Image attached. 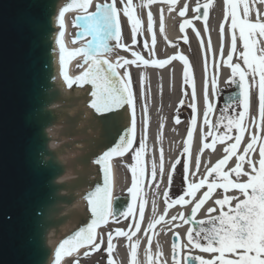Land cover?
Wrapping results in <instances>:
<instances>
[{
	"label": "snow or ice",
	"instance_id": "snow-or-ice-1",
	"mask_svg": "<svg viewBox=\"0 0 264 264\" xmlns=\"http://www.w3.org/2000/svg\"><path fill=\"white\" fill-rule=\"evenodd\" d=\"M264 4V0H258ZM154 3L168 5V11L174 10L176 0H143V7L149 8ZM214 0H206L201 4L198 0L193 12L192 19H203L209 15L208 10L212 7ZM92 4V0H65L56 16L60 28L64 27V16L74 5L84 11V15L79 16L78 27H81V36H88L85 46L75 49L69 55L82 54L85 63L88 65L78 76L70 77L65 70V48L59 36L56 43L60 46V72L64 82L68 87L73 84H91L90 102L91 108L97 112H113L126 106L131 114L130 126L126 128L125 135L120 137L115 147L105 151L95 161L103 164V170L107 176L108 160L113 155H123L125 152L133 151L132 159L135 162L131 167L132 180L128 189L137 199V205L129 204L126 212L121 213L125 218L131 217L134 224L128 225V230L117 228L114 233L109 231L106 237V247L104 236L96 232L98 225L107 223L113 217L110 210V201L105 189V197L101 201L93 199L94 194L85 197L93 219L86 227H81L71 237L60 242L55 249L53 264H61V258L70 255L81 247H86L89 251L103 250L108 254L107 264H114L112 252L114 249L113 237H125L128 241L126 245L130 251L129 264H138L136 260L139 240L133 237L141 230V221L144 219L145 200L143 196L142 177L145 176V168L142 165V156L146 150V139L148 131L147 106H144V134L139 140L138 146H134L136 141V94L133 88L129 66H152L163 68L172 60L183 62V81L185 85H192L191 100L188 105L191 109V119L187 125V138L183 141L182 159L178 158L172 164V170L168 173L169 184L172 183L176 165L182 163V190L175 199H168L169 192L166 189L164 214L151 219L144 232L147 236V247L145 248L146 264H167L161 259L163 252L157 244L155 258L151 253L153 230L160 223L171 224L172 227H179L176 221L184 223L198 224L199 228L189 227L186 234V243L173 242L172 264H187L189 257L182 255L186 248H194L202 253L210 254V258L203 256L194 257L199 264H264V48H258L257 37L264 38V13L256 11L255 19L250 17L253 7H250L249 0H222L223 21L219 25V55L220 59L213 58V75L210 80L211 95L214 98L218 92V76L221 66L231 69V77L226 83H236L238 77L239 96L235 101L225 105L221 109V115L213 123L210 113L214 110V104L209 98V80L206 78L203 89V123L200 125L201 151L203 149H213L219 142L226 144L223 147V156L211 167L206 169L202 178L195 182L188 179L190 173V145L194 138V129L198 120L197 96L195 92L194 76L190 72V62L188 58L180 53L168 56L166 59L155 58L154 45L156 43L154 32V20L151 11L147 13V33L151 36V43L145 41L143 49L148 50L149 58H145L141 51L133 50L132 47L122 42L123 24L121 17L126 18L132 35V45L137 44V37L145 31L144 22L135 14L133 0H105L103 3L97 2L95 10L88 12L87 9ZM242 7V14L240 9ZM204 12L201 14L200 9ZM188 11L187 3L179 9V16L186 17ZM192 20L184 18L179 24L181 33L186 26L191 25ZM227 26L229 47L227 56L224 55L225 48V27ZM164 30L163 9L160 13V32ZM195 31V29H193ZM207 31V27H205ZM60 36L63 35L61 31ZM199 38L200 33L196 31ZM185 42L187 38L185 37ZM109 41H115L112 45ZM239 41V48H238ZM123 49L130 52L132 59L117 56L115 62L107 59L112 54L113 48ZM199 47L205 48L201 40ZM242 49V50H241ZM207 51H212L211 41H208ZM234 54L242 60L233 62ZM122 70V71H121ZM204 70L207 73V57L205 56ZM141 87H143V74L140 76ZM254 90V93H253ZM253 94L256 101L255 115L252 114ZM183 105V99L180 100ZM237 108H233L232 104ZM175 122L179 123V117H175ZM207 126L208 132H204ZM163 125L161 124V128ZM255 130L252 131L251 129ZM233 131L235 135H232ZM247 134L246 143L245 135ZM211 137L210 142H205ZM242 148V150H241ZM258 151V160L253 159V154ZM235 158V164L225 170V166L230 160ZM247 165V169H245ZM200 168L199 155L196 157V170ZM160 173L163 175V157L161 154ZM156 165L153 163L151 169V184L156 178ZM196 176V172H191ZM246 177V180H242ZM206 189L197 198V193ZM217 189L223 190L225 195L214 200L216 207L207 209V218L195 220L197 212L212 196ZM230 190L237 191L242 195H227ZM219 195V193H217ZM236 203L233 205V201ZM170 205L190 206V213L186 216L180 212L165 220ZM226 209V210H225ZM155 211V205H153ZM217 215H212L217 213ZM137 215L139 218H137ZM189 217L192 219L190 220ZM11 219V217H9ZM179 238V234L172 233ZM88 255V252L85 253Z\"/></svg>",
	"mask_w": 264,
	"mask_h": 264
},
{
	"label": "water",
	"instance_id": "water-1",
	"mask_svg": "<svg viewBox=\"0 0 264 264\" xmlns=\"http://www.w3.org/2000/svg\"><path fill=\"white\" fill-rule=\"evenodd\" d=\"M64 4L0 0V264H53L60 242L91 223L90 194L102 201L107 189L112 220L132 204L131 185L111 202L109 161L107 176L95 162L125 135L130 111L97 112L91 84L64 82L57 37L70 77L82 57L69 55L57 23ZM79 11L74 5L66 13ZM118 156L125 155L111 157ZM169 240L180 243V235Z\"/></svg>",
	"mask_w": 264,
	"mask_h": 264
},
{
	"label": "bare ground",
	"instance_id": "bare-ground-1",
	"mask_svg": "<svg viewBox=\"0 0 264 264\" xmlns=\"http://www.w3.org/2000/svg\"><path fill=\"white\" fill-rule=\"evenodd\" d=\"M101 1V0H92L91 4V10L88 12H91L93 9V6L95 2ZM198 0H176V3L174 5V10L169 12L168 11V5L167 4H161V3H154L149 6V8H141L139 11L140 18L143 22L146 23V15L148 11H151L153 14V20H154V32H155V58L157 59H166L168 56L175 55L177 52V48L175 46V42L178 39H180L181 35L179 34L178 25L185 17H180L176 14V11L179 10L184 6L185 3L188 5V11L187 13L193 14V9L195 8ZM250 7H253V11L250 13V17L254 20L256 11H259L260 13H264V8L262 4L258 2V0H249ZM161 9H163V19H164V30L161 34L160 32V13ZM242 14V7L239 10ZM80 13H84V11L79 12H69L65 13L64 16V26H65V33H66V39H67V46L68 51H73L75 49H79L85 46L84 44H80L77 42H74L72 40V31L73 26L71 23V16L77 15ZM85 14V13H84ZM83 14V15H84ZM223 21V13H222V0H214V3L212 5L211 13L209 21L206 25L207 31H205V28L202 27V29L199 27H193L191 29H195V31L190 30V33L188 35V40L191 44L196 45L197 48H200V41L197 38L196 31H199L200 36L201 34H204V40H206L205 48L203 49V52L205 51V55H202V52L198 51L197 58L195 60H190L189 54L184 55L186 58H188L193 76H194V85H195V92L197 96V107H198V120L197 125L194 129V138L193 142L190 145V153H189V161H190V173L188 176V179L190 182H195L199 178H202L206 172V169L211 167L221 156V148L219 145H215L213 149H203L201 151V139H200V125L203 123V89H204V82L205 79L209 78L208 74L205 73L204 70V63H205V56L207 57V44L208 41H211L212 45V51L209 52L211 55L216 54V52L219 50L220 45V36L218 33L219 25ZM197 26H199L198 22H195ZM81 28V27H80ZM76 33V31H75ZM225 40V45L227 44V36ZM146 38H149V35L146 31ZM90 39V37H89ZM259 43L257 45L258 48H264V38L257 37ZM111 41H109L110 43ZM83 43V42H82ZM238 47H239V41H238ZM161 48H165V53L162 55L160 53ZM117 56H123L128 59H132L131 56L127 57L124 55H108L107 59H109L112 62H115ZM214 56H212L214 58ZM84 58L82 55L81 60ZM80 60V62H81ZM212 65H213V59L211 58ZM80 62H74V66ZM240 63V62H239ZM136 66V65H135ZM88 65L83 63V66L79 68L78 70L75 69V74L79 75L82 71L87 68ZM157 69L148 68L147 66H139V68L135 69L136 74H143V77L145 78L147 82V88L150 90V94L152 95L151 98L142 99L144 103H142V109H144V106H147V109H150V116L152 115V119H150V124L148 122V131H147V139H146V150L142 156V165L145 168L146 171H151L153 163L156 165V178L151 183H146L143 188V196L145 200V212H144V219L141 221V230L136 234V236L133 237V240H139V246L137 249V255L136 260L138 264H146L145 260V248L147 247V236L144 232V228L147 227L148 222L151 219H154L162 214H164L165 209V190H168V185H165V178H166V167L168 166V163L173 158H178V154H180L181 146H182V139L185 135V122H179L177 124L172 123L171 121V112L175 106V104L178 102L180 96H179V89L180 83L183 82V62L179 60H172L169 62V64L165 65L163 68L154 67ZM159 68V69H158ZM122 71V70H121ZM228 71L223 66L219 70V76H218V86H223L224 82L227 79ZM209 80V79H208ZM209 87H210V81H209ZM254 93V90H253ZM147 92L141 93L142 96L146 95ZM229 95L232 96V93ZM210 98V96H209ZM162 105V108L160 107ZM255 109H256V101L253 94V101H252V114L255 115ZM188 118V117H187ZM161 124L163 127L161 128ZM204 132H207V126H204ZM139 140L144 134V125L141 127V130L139 131ZM137 134V131H136ZM187 136V131H186ZM137 139V137H136ZM138 140V142H139ZM247 137H245V141L243 143H246ZM132 150H130L131 152ZM129 152V153H130ZM128 153V154H129ZM127 154V155H128ZM161 154L163 157V175L160 173V163H161ZM125 156H118V157H110L109 158V164H111L112 167V181H113V193L119 194L123 193L124 190H126V186L129 183V178L126 177L125 173L122 171L121 165L119 163V160L122 158H125ZM199 155L200 158V168L197 171L196 170V157ZM253 159L257 160V155L253 154ZM232 164V160L229 162V165ZM245 169H247V165H245ZM191 172H196V176H192ZM242 180H246V177H242ZM200 195V193H197V198ZM230 195L233 196V193L230 192ZM215 199V195L212 194V196L207 200L204 204V207L211 208V206L214 204L213 200ZM153 205H155V211L153 210ZM204 208H201L197 214L196 217L199 218L201 213L203 212ZM183 212L187 216L190 213V206H179V205H170L168 208L167 215H165V220L170 219L171 216L177 215L178 213ZM137 218L139 216L137 215ZM191 218V217H189ZM176 224L179 225V227H172L171 224L167 223H160L155 226L153 233H149L153 235L152 239V245H151V253L153 257L155 258V253L157 250V244H159L160 249L163 252V256L161 259L166 260L167 264H172V261L169 259V246H168V237L172 232H178L181 235L186 234L189 223H184L182 221H176ZM134 224V221L133 223ZM122 226H126L122 223ZM106 227H103V225L98 226L96 228V232L98 234H101L102 231L105 230ZM185 243V242H184ZM106 244V243H105ZM114 249L112 252V257L114 258L115 264H129V256L128 253L130 249L126 246L128 244V241L125 237H116L113 239ZM86 250V247H81L77 249V253H73L70 255L63 256L61 258V264H71V260L78 258L82 256L84 251ZM189 253L194 255H200V253L197 250H194L193 248L190 249V251L183 250V253ZM97 256V255H96ZM95 257H93L94 259ZM95 264V263H93Z\"/></svg>",
	"mask_w": 264,
	"mask_h": 264
},
{
	"label": "rangeland",
	"instance_id": "rangeland-1",
	"mask_svg": "<svg viewBox=\"0 0 264 264\" xmlns=\"http://www.w3.org/2000/svg\"><path fill=\"white\" fill-rule=\"evenodd\" d=\"M99 3H103L105 2V0H101V1H97ZM95 2V4L97 3ZM110 2V0H109ZM95 4L93 6V9L92 11L95 10ZM133 5H134V10H135V14L137 16L140 15L139 11L141 10V8H143V0H133ZM91 11V12H92ZM84 13H80V14H77V15H73L71 16V23H72V26H73V31H72V40L74 42H77V43H80V44H84L86 43V41L89 39L88 36H81V28L78 27L77 25H79V20L77 19L79 16H82ZM121 20H122V24H123V31H122V42L129 45L130 47L133 48V50H136V51H140L139 49V36L137 37V44L136 45H132L131 41H132V35H131V32H130V27L129 25L127 24V21H126V18H124L123 16L121 17ZM144 29L146 30V25H144ZM76 31V33H75ZM83 42V43H82ZM110 44L114 45L115 44V41H111ZM175 46L176 47H180L181 49L184 48L186 49V52L189 53V58L190 60H195L197 58V53L198 51H202L201 48H197L196 45L194 44H191L189 42L188 45H186V43H176L175 42ZM187 46V47H186ZM242 50V49H241ZM165 52V48H161L160 50V53L161 54H164ZM155 53V52H154ZM180 54H183L181 52V50L179 51ZM142 55H144L145 57L149 58V56H146V53H142ZM110 55H124V56H131L130 52H127L123 49H117V48H113V52L112 54ZM237 58L238 55L236 54ZM85 61V58H83L81 60L80 63L76 64L75 66V69L78 70L79 68H81L83 66V63ZM136 68H139L135 65H131L129 66V72H130V76H131V79H132V83H133V88H134V91H135V94H136V98H137V102H136V120H137V124H136V131H137V134H136V141L134 142V146H138V140H139V131L141 130V127L144 125L143 124V120H144V109H142V103H144L142 101V99H147V98H151L152 95L149 93L150 90L147 88V82L145 80V78L143 77V87H141V82H140V76L141 74H136L135 72V69ZM190 72L192 73V69H191V66H190ZM207 74L212 76L213 75V67H212V63L211 61H208L207 63ZM182 86L184 87H187V85H185L184 83L182 84ZM191 86V85H189ZM188 92L189 90L192 91V89H188ZM143 92H147L146 95L142 96L141 93ZM185 95V92L183 93ZM181 97H180V100L181 99H185V96H183L182 94H180ZM162 108V105L160 106ZM185 106L184 105H180V103H177L176 107L173 108L172 112H171V121L173 123H176L174 119V117H179V121H183V119L185 118L184 114H185ZM150 109L148 108L147 109V114H148V122L150 124V119H152V115L150 116ZM132 155H133V151H131L125 158H122L119 160V163L121 165V168H122V171L125 173V175L129 176L132 178V172H131V167L133 166V164L135 163L132 159ZM182 164H180L179 166H181ZM182 169V168H181ZM182 178V175L179 176ZM142 179V183H143V188H144V185L146 183H148L149 179H151V171H146L145 170V176L141 178ZM149 184V183H148ZM181 190L182 188H179V189H175V188H171L169 193L171 196L173 195H177V194H180L181 193ZM144 191V190H143ZM173 198V197H172ZM136 205H137V199H136ZM125 223V227H123V230L127 231L128 230V225L129 224H132L133 223V219L131 217H127V219L123 220ZM122 220H117L114 222V224H110L108 226H106L105 230L102 231L101 235L104 236V239H106L107 237V233L109 231H114V226L116 224H119L121 223ZM120 225V224H119ZM118 226V225H116ZM121 226V225H120ZM114 233V232H113ZM116 236L114 235L113 238H115ZM106 247V244H104L102 246V249ZM88 252V255H85V253ZM101 257H99L100 255ZM97 255L96 258H92L93 256ZM105 255H106V252L103 251V250H99V251H96V252H93V251H89L88 248H86V250L84 251V253L82 254V256L78 257V258H75V259H72L71 260V264H92L95 260H98L100 259V261L104 260L105 258Z\"/></svg>",
	"mask_w": 264,
	"mask_h": 264
},
{
	"label": "flooded vegetation",
	"instance_id": "flooded-vegetation-1",
	"mask_svg": "<svg viewBox=\"0 0 264 264\" xmlns=\"http://www.w3.org/2000/svg\"><path fill=\"white\" fill-rule=\"evenodd\" d=\"M185 18L192 20L190 16H187ZM192 23H193V20H192ZM192 23H191V25L186 26L185 31H184V34L182 36V39L181 40H178L176 43H186V45L189 44L188 35H189V31L191 29ZM142 37H143V34L139 35V45H140L139 48H140V51L141 52H144V53L145 52L148 53V50L143 49V45H144V42H145L144 39L145 38L143 39ZM185 37L187 38V42H185V39H184ZM151 39L152 38L150 36V40ZM236 81H237L236 83L238 84L239 83L238 77L236 78ZM236 83H226L225 82L223 87H218V92H217V95L214 97V102H213V104H214V110H213L212 113H210V114L215 113L216 119L213 121V123L221 115V109H223L225 107L224 102H223V96H224V94L227 93V92L239 93V88H238V85H236ZM210 91H211V87H210ZM191 102H192V100H191V94L189 92H187V94L185 96V102H184V106H185V109H184L185 110V114H184V116H185V118L183 119V121L185 122V130L186 131H187L188 121L191 119V109L188 107V105ZM215 103H216V105H215ZM232 107L235 109V108H237V105L233 103L232 104ZM251 130L254 131L255 129L252 128ZM232 135H235V132L234 131H233ZM245 136L247 137V134ZM210 141H211V137H208L205 142H210ZM217 144L220 145V148H221V156H220V158H222V156H223V147H225L226 144H220L219 142ZM241 150H242V148H241ZM258 158L259 157H258V151H257V160H258ZM232 160H233V163L231 165H229V162L231 161L230 160L228 162V164L225 166V170H227L228 167L234 166V164H235V158H233ZM182 171H183V165L176 166V169H175V172H174V176L176 175L177 177L174 179L175 182L170 184V188H172V187L173 188H178V187H181L182 188V182H181V179H179V172H182ZM204 190H206V189L200 190V195H202V192ZM230 192L233 193V196H240L241 199L243 198L242 195H240L235 190H230L227 193V195H230ZM217 193H219V195H217ZM213 194L215 195V199L222 198V196L225 195V193L223 192V190H220V189H217L216 191H214ZM214 200H213V202H214ZM232 203L234 205L236 203V201L234 200ZM211 207H216V206H215V204H213ZM201 208H204V209H203V212L201 213V215L199 216V218L197 220H202V219H206L207 218V215H208L207 208L204 207V205ZM217 214H218V212L217 213H213L212 215H217ZM191 227H193V228H199L200 226L198 224H191ZM185 238H186V236H185ZM190 249H191V247L186 248L185 250L186 251H190ZM198 252L200 253V255H194L193 254L191 256L193 258L194 257H198V256H203L205 259L210 258V254H208V253H202L199 250H198ZM198 264H199V261H198Z\"/></svg>",
	"mask_w": 264,
	"mask_h": 264
}]
</instances>
